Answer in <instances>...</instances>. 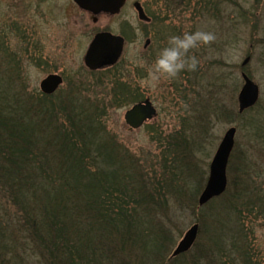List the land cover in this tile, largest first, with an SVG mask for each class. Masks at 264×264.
Here are the masks:
<instances>
[{
    "label": "rangeland",
    "instance_id": "1",
    "mask_svg": "<svg viewBox=\"0 0 264 264\" xmlns=\"http://www.w3.org/2000/svg\"><path fill=\"white\" fill-rule=\"evenodd\" d=\"M206 1L212 2V6L200 7L203 12L190 15L192 10L188 9L187 0H126L118 15H100L93 24L90 16L71 0H0V47L6 48L10 57L15 54L21 63L22 80L18 81L13 77L15 72L8 67L2 69L5 54L0 48V71L4 70L0 76L13 79L9 84L11 92L4 94L8 100L15 95L24 101L42 98L40 81L56 74L64 83L51 101L57 102V96L75 88L84 97L75 96V100H84L88 107H92L90 102L96 96L91 93L109 101L110 84L103 80L105 70L89 72L83 64L84 52L99 31L119 35L125 41L117 70L123 72V79L131 85L133 100L106 111L103 134L121 150L117 156L125 160L129 157L138 166L141 181L154 193L156 204L151 215L138 210L130 217L140 224L146 222L149 225L146 229H156L148 242L141 235L139 243L144 249L140 261L135 262L138 255L126 251L114 254L112 264H193L200 259V249L207 254L205 259L213 255L215 261H220L224 243L228 246L230 241L226 228H234V222L239 221L235 215H225L224 210L230 202L237 199L243 203L249 197L245 194L237 198L245 184L247 190H253L254 184L256 192L264 194V153L250 128V120L264 114V0ZM134 3L155 16L157 30L162 22V26L180 29L181 34L198 28L216 34V40L209 45L191 50L199 59L195 70H184L176 78L163 79L155 88L147 82L153 63L148 64L141 51L144 39L154 28L138 20ZM165 6L171 8L170 12ZM246 58L249 61L243 66ZM241 74L257 85L259 98L251 110L239 114L237 95L243 84ZM99 79L106 82V90L95 88ZM146 99L156 109V117L140 129L129 131L123 120L125 111ZM94 112L93 109L92 117ZM232 127L236 134L226 168V191L198 208L197 200L205 186L211 159L223 134ZM96 140V148L105 142ZM92 141L91 138L80 141L88 142L89 154L94 153L89 145ZM83 157L89 159V169L97 170L92 167V155ZM119 164L128 170L123 162ZM240 219L254 244L264 248V221L244 215ZM194 224H198L199 231L193 247L182 257L170 259L178 242ZM32 260L38 264L39 258L34 255Z\"/></svg>",
    "mask_w": 264,
    "mask_h": 264
},
{
    "label": "trees",
    "instance_id": "2",
    "mask_svg": "<svg viewBox=\"0 0 264 264\" xmlns=\"http://www.w3.org/2000/svg\"><path fill=\"white\" fill-rule=\"evenodd\" d=\"M196 2L198 7L212 6V2ZM0 48L5 54L2 69L8 67L21 81L19 58ZM112 70L103 72V80L110 84L109 101L91 93L96 95L92 107L75 100V96L84 99L77 88L58 94V103L51 101L54 95L24 101L15 92L11 100L5 99L13 79L0 76V264H33L34 255L38 264H112L114 254L126 251L140 261L141 235L148 242L156 228L146 229V222L140 224L130 216L138 210L151 215L156 200L141 181L138 166L129 157L117 156L121 150L103 134L106 111L133 100L128 85ZM104 81L95 82V88L104 90ZM250 128L264 153V114L251 119ZM90 138L93 154L87 151L88 142H80ZM97 138L105 142L96 148ZM84 155H92V167L97 170L89 169ZM253 186L249 191L245 184L237 195L238 199L249 196L243 203L236 199L224 210L239 221L234 228H226L230 241L228 246L224 243V253L219 249L221 260L215 261L213 255L205 259L207 254L200 249V259L193 264H264V248L254 244L240 222V215L264 221V194Z\"/></svg>",
    "mask_w": 264,
    "mask_h": 264
},
{
    "label": "water",
    "instance_id": "3",
    "mask_svg": "<svg viewBox=\"0 0 264 264\" xmlns=\"http://www.w3.org/2000/svg\"><path fill=\"white\" fill-rule=\"evenodd\" d=\"M81 10L99 14L116 15L123 7L125 0H72ZM140 21H147V18L140 4H134ZM124 41L119 36H112L108 33H99L92 39L83 58L84 66L90 71H96L103 67L113 66L117 63L122 53ZM249 58L243 61L246 65ZM242 87L237 95L238 113L254 107L259 98V89L245 74H241ZM62 85V78L58 75H49L44 78L39 89L44 95H52ZM156 116V110L146 100L134 104L123 116L125 125L129 130L139 129L145 122ZM235 128H229L224 133L213 158L209 165L207 182L198 197V207H203L211 200L221 196L227 187L226 168L234 147ZM199 231L198 224L192 225L184 234L181 241L174 249L171 258L188 252L194 245Z\"/></svg>",
    "mask_w": 264,
    "mask_h": 264
},
{
    "label": "clouds",
    "instance_id": "4",
    "mask_svg": "<svg viewBox=\"0 0 264 264\" xmlns=\"http://www.w3.org/2000/svg\"><path fill=\"white\" fill-rule=\"evenodd\" d=\"M216 38L213 31L203 28L170 35L166 45L159 49L148 72L147 82L155 88L163 79L176 78L184 70H195L199 59L191 50L209 45Z\"/></svg>",
    "mask_w": 264,
    "mask_h": 264
},
{
    "label": "flooded vegetation",
    "instance_id": "5",
    "mask_svg": "<svg viewBox=\"0 0 264 264\" xmlns=\"http://www.w3.org/2000/svg\"><path fill=\"white\" fill-rule=\"evenodd\" d=\"M187 1H188V6H189L188 9L192 10V13H189L190 15H192V14L193 15H199L201 12H203L201 10L200 6L198 7L197 4H196L197 0L196 1L195 0L194 1L193 0H187ZM204 1H206V0H204ZM211 1H214V0H211ZM206 2L208 3L209 1H206ZM142 9H143V12H144V14H145V16L147 18V21L143 22V24L145 26L151 27V28L157 27V22H156L155 16L151 15L150 12L148 10H145L143 7H142ZM164 9L166 11H168V12H170V10H171V8L168 9L167 6H165ZM80 11H82V10H80ZM82 12H84L85 14L90 16L93 24H96V22L98 21L97 18L100 15L99 16H94V15H92V13L85 12V11H82ZM172 14H174V13L172 12ZM168 16H170V15H168ZM99 33H108V31L107 32L106 31H99V32L95 33L93 35V37L95 35L99 34ZM110 34L113 35L112 33H110ZM173 34H181V30L176 28V27L170 28V27L162 26V22L161 23L159 22V29L157 30L156 28H154V31L151 32V35L144 39L143 46H142V51H141V56L143 57V59L148 64L153 63L155 58H156V56H157V54H158V52H159V49L166 45L168 37L170 35H173ZM114 36H119V35H114ZM93 37L91 38V40L93 39ZM119 37H121V36H119ZM121 38L123 39V37H121ZM123 41H124V39H123ZM124 44H125V41H124ZM123 47H124V45H123ZM122 52H123V50H122ZM118 64H119V62L112 67V69H114L112 71L117 77L121 78L122 82H124V83H126L128 85L129 90L131 91V89H130L131 85L129 83H127V81L124 80L123 77H122L123 76V74H122L123 72H120V70H117ZM62 80L64 82L63 78H62ZM146 100H148V99H146ZM146 100H144V101H146Z\"/></svg>",
    "mask_w": 264,
    "mask_h": 264
}]
</instances>
